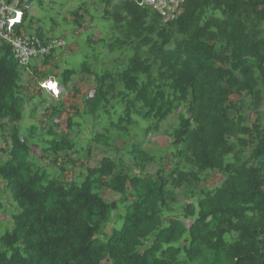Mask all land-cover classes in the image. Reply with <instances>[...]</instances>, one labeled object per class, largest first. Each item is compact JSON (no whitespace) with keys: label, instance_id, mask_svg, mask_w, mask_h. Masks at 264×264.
<instances>
[{"label":"trees","instance_id":"1","mask_svg":"<svg viewBox=\"0 0 264 264\" xmlns=\"http://www.w3.org/2000/svg\"><path fill=\"white\" fill-rule=\"evenodd\" d=\"M33 2L17 0L14 31L62 39ZM85 12L117 37L85 29ZM69 16L89 47L77 67L59 47L19 65L0 39V264H264V0H184L167 23L135 0ZM158 133L165 152L145 146Z\"/></svg>","mask_w":264,"mask_h":264},{"label":"rangeland","instance_id":"2","mask_svg":"<svg viewBox=\"0 0 264 264\" xmlns=\"http://www.w3.org/2000/svg\"><path fill=\"white\" fill-rule=\"evenodd\" d=\"M91 2V0H34V2L29 6V11L39 19V23L45 24L46 27L49 29H52L53 34H63L61 41L64 44L59 45L58 52L56 56L58 58L65 60L69 66L71 67H77L82 60H84L85 55L87 53V49L89 48L86 44V36L84 35V32L81 28H77L76 23L74 20L71 19L69 16L70 11L77 8V6H80V4L85 3V8L88 6V4ZM94 24V30L93 27L90 25ZM85 29L89 30L90 32L93 30V34L95 36H104L108 39V43L111 42L112 38L117 37L118 30L115 28L113 29L108 24H106L103 20H94L91 18L90 12H85ZM86 32V30H85ZM86 45V46H85ZM88 47V48H87ZM109 48L110 56L112 58L120 57L121 59L126 58V54L130 51L128 49H122L119 50L117 48H114V51ZM108 51V49H106ZM62 63V62H61ZM63 64V63H62ZM24 76H27L25 74ZM49 81H53L50 80ZM46 82V81H45ZM75 82V88L79 90L78 96H84L86 93H89L92 87L94 86V83L91 80L86 79L85 77L80 80L76 77L74 78ZM46 83L43 85H40L41 87H45ZM32 88V86H30ZM43 87V88H44ZM45 89V96L49 100L51 96L53 98H57L59 95V92L62 91V86L58 84V86L55 89ZM41 94V92H40ZM51 95V96H50ZM66 96V95H65ZM78 99V98H77ZM80 100V99H78ZM68 106V103L67 105ZM175 115H171L166 121L162 123V127L166 128L169 127L170 124L175 122ZM27 121V119H25ZM146 122L140 121V126L134 125L129 127V132H138L142 133L144 130V126ZM97 131L100 130V127L95 128ZM95 130V131H96ZM87 135L88 137L91 134V128L90 126L87 128ZM143 139H145L143 137ZM0 142H2L1 136H0ZM120 143V141H118ZM145 146L151 150L154 149H160L163 152L165 150H168L170 147V140L169 138L162 134L158 133L157 135L149 136L145 139ZM101 157V153H96V158L99 159ZM39 162H42L43 165L50 171L55 173V168L49 164H46L45 161L38 160ZM154 166H149L148 171H153ZM219 175L213 174L210 177V181L208 184L214 185L218 183ZM9 193V192H8ZM104 196L108 199H114L118 198L119 195L113 192L104 191ZM5 196H8V194L5 193ZM7 213L3 214V217L0 218V234L1 232L9 226V217H10V211L11 209L7 208ZM2 246L0 245V249Z\"/></svg>","mask_w":264,"mask_h":264},{"label":"built area","instance_id":"3","mask_svg":"<svg viewBox=\"0 0 264 264\" xmlns=\"http://www.w3.org/2000/svg\"><path fill=\"white\" fill-rule=\"evenodd\" d=\"M159 13L164 23L177 18L184 0H135ZM17 0H0V39L9 43L19 65L27 66L37 56L58 48L62 41L50 39L42 42L36 36L16 33L14 28L22 17V10L17 7Z\"/></svg>","mask_w":264,"mask_h":264},{"label":"clouds","instance_id":"4","mask_svg":"<svg viewBox=\"0 0 264 264\" xmlns=\"http://www.w3.org/2000/svg\"><path fill=\"white\" fill-rule=\"evenodd\" d=\"M55 39H58V38H55ZM58 40H60L61 41V39H58ZM65 43V42H64ZM63 43V44H64ZM50 52V51H49ZM49 79L50 80H53V81H49ZM46 81V82H45ZM51 82H53V87H51ZM44 83H46L45 85V87L44 88H46V89H55L57 86H58V82L54 79V78H48V79H46V80H44V81H42V82H40V85H43ZM60 93H61V91L59 92V95H60ZM58 95V96H59Z\"/></svg>","mask_w":264,"mask_h":264},{"label":"bare ground","instance_id":"5","mask_svg":"<svg viewBox=\"0 0 264 264\" xmlns=\"http://www.w3.org/2000/svg\"><path fill=\"white\" fill-rule=\"evenodd\" d=\"M52 84H53V82H51V87H53V85H52Z\"/></svg>","mask_w":264,"mask_h":264}]
</instances>
